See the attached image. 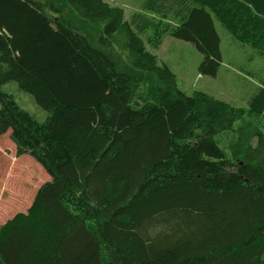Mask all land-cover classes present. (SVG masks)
<instances>
[{"label": "trees", "instance_id": "trees-1", "mask_svg": "<svg viewBox=\"0 0 264 264\" xmlns=\"http://www.w3.org/2000/svg\"><path fill=\"white\" fill-rule=\"evenodd\" d=\"M143 8L129 21L107 0H0V136L50 174L0 225V264H264L263 131L241 127L229 156L216 135L246 109L188 95L147 47L167 34L191 42L200 73L216 76L213 15L264 56V0ZM250 104L264 120V86Z\"/></svg>", "mask_w": 264, "mask_h": 264}, {"label": "rangeland", "instance_id": "rangeland-1", "mask_svg": "<svg viewBox=\"0 0 264 264\" xmlns=\"http://www.w3.org/2000/svg\"><path fill=\"white\" fill-rule=\"evenodd\" d=\"M108 1L123 7L125 18L129 21H133L139 12L151 14L143 8L145 0ZM213 17L221 38L223 56L216 76L200 73L203 54L191 42L167 34L160 47L148 43L147 47L158 56L160 63L165 62L170 67L175 73L178 87L188 95L203 91L236 107L246 109L244 117L235 121L233 129L216 135L219 146L231 156L232 144L239 139L241 127L249 130V133L259 128L264 134V120L256 117L252 119L249 111L251 98L261 86H264V56L251 46L237 41L222 22L215 15ZM147 33H150V30ZM3 89L14 94L18 103L40 120L47 117L48 112L39 107L32 95L19 87L18 82L10 81L4 84ZM250 121L253 124L249 123ZM258 140L259 136L254 137L253 143L256 144ZM49 179L50 174L32 155H17L16 144L10 137V131L1 135L0 225L17 212L27 211L38 188Z\"/></svg>", "mask_w": 264, "mask_h": 264}, {"label": "bare ground", "instance_id": "bare-ground-1", "mask_svg": "<svg viewBox=\"0 0 264 264\" xmlns=\"http://www.w3.org/2000/svg\"><path fill=\"white\" fill-rule=\"evenodd\" d=\"M239 141V140H238Z\"/></svg>", "mask_w": 264, "mask_h": 264}]
</instances>
